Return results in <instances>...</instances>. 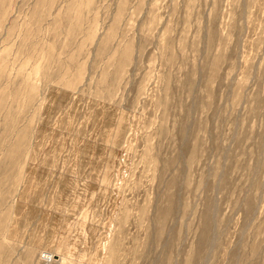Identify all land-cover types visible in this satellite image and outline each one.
<instances>
[{
	"label": "rangeland",
	"instance_id": "rangeland-1",
	"mask_svg": "<svg viewBox=\"0 0 264 264\" xmlns=\"http://www.w3.org/2000/svg\"><path fill=\"white\" fill-rule=\"evenodd\" d=\"M0 264H264V0H0Z\"/></svg>",
	"mask_w": 264,
	"mask_h": 264
}]
</instances>
